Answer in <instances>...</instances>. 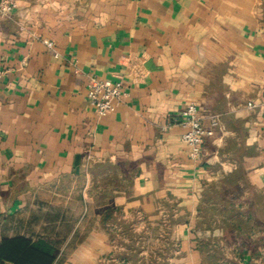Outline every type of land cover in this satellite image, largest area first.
Wrapping results in <instances>:
<instances>
[{
	"label": "crops",
	"instance_id": "crops-1",
	"mask_svg": "<svg viewBox=\"0 0 264 264\" xmlns=\"http://www.w3.org/2000/svg\"><path fill=\"white\" fill-rule=\"evenodd\" d=\"M15 1L0 16V243L46 240L53 264H264V0ZM91 76L126 84L104 117ZM191 101L207 126L220 116L199 161Z\"/></svg>",
	"mask_w": 264,
	"mask_h": 264
},
{
	"label": "built area",
	"instance_id": "built-area-1",
	"mask_svg": "<svg viewBox=\"0 0 264 264\" xmlns=\"http://www.w3.org/2000/svg\"><path fill=\"white\" fill-rule=\"evenodd\" d=\"M16 6L15 0H0V16H9ZM47 45L52 47L53 43L47 41ZM2 74L3 70L0 68V76ZM127 95L126 84L122 77L116 80L100 79L96 76L89 78L87 96L100 117L106 116L115 103L121 102ZM181 118L184 127L182 139L188 146L189 157L193 161H199L206 138L213 136L214 128L220 126V116L210 114L208 116L210 126H207L200 108L191 101L183 108Z\"/></svg>",
	"mask_w": 264,
	"mask_h": 264
},
{
	"label": "trees",
	"instance_id": "trees-1",
	"mask_svg": "<svg viewBox=\"0 0 264 264\" xmlns=\"http://www.w3.org/2000/svg\"><path fill=\"white\" fill-rule=\"evenodd\" d=\"M211 211L225 216V227L237 229L240 233L251 228V224L241 217L228 222L231 217L229 218V211L226 208L218 209L214 206L211 207ZM56 255L55 246L43 239L32 240L24 236H16L5 238L0 243V264H53Z\"/></svg>",
	"mask_w": 264,
	"mask_h": 264
},
{
	"label": "rangeland",
	"instance_id": "rangeland-1",
	"mask_svg": "<svg viewBox=\"0 0 264 264\" xmlns=\"http://www.w3.org/2000/svg\"><path fill=\"white\" fill-rule=\"evenodd\" d=\"M122 240H124V239H122V238L120 239V237L116 236V238H115V240H113V242L116 243L118 246H120V245L123 246V244L121 243V242H123ZM157 244L158 243L155 240H149V241L145 240V245L146 246H148V245L151 246V247L158 246ZM237 257L238 258L239 257L242 258V256H237ZM206 258H207V261H205V264H215L214 263L215 257H212L210 255V257L208 256ZM108 261H109V263H112V264H114V263L115 264H130V263H126V261H125V263H123V261H121L119 258H117V256L114 255V254H112L111 256H108Z\"/></svg>",
	"mask_w": 264,
	"mask_h": 264
}]
</instances>
